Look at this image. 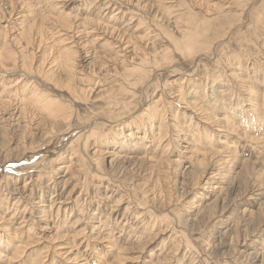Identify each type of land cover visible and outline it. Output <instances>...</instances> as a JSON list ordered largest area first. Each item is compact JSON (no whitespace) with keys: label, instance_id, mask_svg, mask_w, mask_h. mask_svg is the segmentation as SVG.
<instances>
[{"label":"rangeland","instance_id":"374dc122","mask_svg":"<svg viewBox=\"0 0 264 264\" xmlns=\"http://www.w3.org/2000/svg\"><path fill=\"white\" fill-rule=\"evenodd\" d=\"M0 10V92L11 81L13 93L0 100L3 257L264 264V0H0ZM131 54L135 77L123 75L139 67ZM34 91L58 119L22 105Z\"/></svg>","mask_w":264,"mask_h":264},{"label":"bare ground","instance_id":"6f19581e","mask_svg":"<svg viewBox=\"0 0 264 264\" xmlns=\"http://www.w3.org/2000/svg\"><path fill=\"white\" fill-rule=\"evenodd\" d=\"M27 4V3H26ZM134 4V3H133ZM23 6V5H22ZM208 6V5H207ZM22 9V8H21ZM24 10V9H23ZM87 10V9H86ZM1 11V10H0ZM26 11V10H25ZM241 11V10H240ZM7 13V12H6ZM65 16V15H64ZM69 16V15H68ZM5 17V16H4ZM71 18V17H70ZM33 19V18H32ZM24 20H25V18H24ZM42 20V19H41ZM25 22V21H24ZM257 22V21H256ZM22 24V23H21ZM27 24V23H26ZM78 24V23H77ZM62 25V24H61ZM69 25V24H68ZM44 26V25H43ZM28 27V26H27ZM26 27V28H27ZM33 28H34V26H32ZM41 27V26H40ZM45 27V26H44ZM48 27V26H47ZM69 27V26H68ZM92 28V27H91ZM24 29V28H23ZM22 29V30H23ZM28 29H29V27H28ZM38 29V28H37ZM47 29V28H46ZM82 31V30H81ZM39 32V31H38ZM40 33V32H39ZM29 34V33H28ZM27 35V34H26ZM39 35V34H38ZM183 35V42H182V44H186V47L185 48H188V47H190V45H194V46H196L195 44L197 43V41H196V39L194 38L195 37V33H192V34H190V35H187V37H185V33L184 34H182ZM197 35V34H196ZM86 36V35H85ZM129 37H130V35H128ZM158 36V35H157ZM192 36H193V38H192ZM103 37V36H102ZM124 37V36H123ZM20 38H22V37H20ZM39 38V37H38ZM129 39V38H128ZM28 40V39H27ZM39 40V39H38ZM123 40V39H122ZM48 41V40H47ZM24 42V41H23ZM51 42V41H50ZM190 42V43H189ZM24 44V43H23ZM45 44V43H44ZM220 44V43H219ZM19 45V44H18ZM136 45V44H135ZM137 45H138V43H137ZM128 46V45H127ZM194 46H192V49H194ZM22 48V47H21ZM31 48V47H30ZM33 48V47H32ZM34 49V48H33ZM110 49V48H109ZM20 51V50H19ZM72 51V50H71ZM136 51V50H135ZM1 52V51H0ZM4 52V51H3ZM6 52V51H5ZM224 52V51H223ZM23 53V52H22ZM46 53V52H45ZM201 54V53H200ZM132 55V54H131ZM4 56V55H3ZM22 56V55H21ZM25 56V55H24ZM133 56V55H132ZM7 57V56H6ZM112 58H114V57H112ZM119 58V57H118ZM128 58V57H127ZM5 59V58H4ZM24 59V58H23ZM68 59V58H67ZM115 59V58H114ZM131 60V62H133V63H135L136 65H138L139 67H138V69H136V68H134V69H128V70H123V71H125V72H123L124 74V76L126 75L127 76V74L126 73H128L130 76H133V77H135V75H138V73H140L141 72V68H140V66L142 65V60H141V56H137V54H134V56L132 57V58H130ZM7 60V59H6ZM69 62H71V61H69ZM123 62V61H122ZM125 62V61H124ZM124 62H123V64H124ZM27 63V62H26ZM65 63L66 64H68L67 63V60L65 61ZM201 63V62H200ZM29 63H27V65H28ZM197 64V63H196ZM0 65H1V63H0ZM20 65H22V64H20ZM70 65V64H69ZM72 65V64H71ZM77 65V64H76ZM198 65V64H197ZM22 67V66H21ZM27 67V66H26ZM67 67H68V65H67ZM46 68V67H45ZM71 68V67H70ZM69 68V69H70ZM72 69H74V68H72ZM77 69V68H76ZM125 69H127V68H125ZM8 70V69H7ZM64 70V69H63ZM107 70V69H106ZM195 70V69H194ZM72 71V70H71ZM74 71V70H73ZM60 72V71H59ZM102 72H103V70H102ZM10 73V72H9ZM38 73V72H37ZM42 73V72H41ZM107 73H108V71H107ZM30 74V73H29ZM51 74V73H50ZM71 74H73V73H71ZM71 74H70V76H71ZM29 76V75H28ZM56 76V75H55ZM61 76V75H60ZM73 77V76H72ZM137 77V76H136ZM139 77V76H138ZM71 78V77H70ZM75 78H76V76H75ZM184 79V78H183ZM207 79V78H206ZM72 80V79H71ZM139 80V79H138ZM138 80H136V81H138ZM2 81H3V79H0V83H2ZM5 81V80H4ZM3 81V82H4ZM76 81V80H75ZM125 81H127L128 83H130V80H128L127 78H125ZM5 82H7V81H5ZM22 82V81H21ZM244 83H245V81H243ZM28 83V82H27ZM51 83H53V82H51ZM70 83V82H69ZM127 83V84H128ZM4 84H6V86H8V88L10 87V85L12 84V82L10 81L9 83H8V85H7V83H3V86H4ZM15 84V83H14ZM17 85V83L13 86V87H15ZM28 86L30 85V84H27ZM62 85V84H61ZM67 85H69L68 83H67ZM124 85V84H123ZM26 86V85H25ZM28 86H26V87H28ZM17 87V86H16ZM7 87L5 88L4 87V91H1L0 92V100H2V98H4V97H6L7 96V94H9V93H12V91H10V89H8ZM12 88V87H11ZM21 88V87H20ZM33 88V87H32ZM74 87H72V89H73ZM30 89V88H29ZM63 89V88H62ZM68 89V88H67ZM66 89V90H67ZM22 90L24 91V89L22 88ZM64 90H65V88H64ZM129 90H131V89H129ZM9 93H8V92ZM18 91H20V89H13V92L14 93H17ZM157 91V90H156ZM22 92V91H21ZM28 92V91H27ZM25 93V92H24ZM13 94V93H12ZM11 94V95H12ZM22 94V93H21ZM48 94V93H47ZM73 94V93H72ZM254 94V93H253ZM180 95V94H179ZM16 96V95H15ZM86 96V95H85ZM50 97V96H49ZM49 97H48V95H45V94H42V92L41 93H38V91H34V92H29V94L27 95V98H24L23 100H22V102L21 103H23L22 105H25L24 103L28 100L29 102H30V106H34V107H36V109H38L39 110V112H43V111H45V113H46V115L48 116V117H50V118H52V119H54V120H56V119H58L57 117H58V113L60 112V110H59V108L57 107V104L53 101V100H51V99H49ZM187 97V96H186ZM21 99V98H20ZM26 99V100H25ZM74 99V98H73ZM148 100V99H147ZM21 101V100H20ZM19 101V102H20ZM1 103V102H0ZM158 103V102H157ZM3 104V103H2ZM187 105V104H186ZM190 105H191V103H190ZM3 106V105H2ZM27 106V105H26ZM190 107V106H189ZM151 108V107H150ZM193 108L194 109H196V107H194L193 106ZM192 108V109H193ZM19 109V108H18ZM157 110V109H156ZM1 111V110H0ZM198 111V110H197ZM196 111V112H197ZM156 112V111H155ZM200 112V111H199ZM1 113V112H0ZM146 114V113H145ZM155 114V113H154ZM183 115H185V114H183ZM149 116V115H148ZM151 116V115H150ZM147 117V116H146ZM160 117V116H159ZM215 117V116H214ZM192 120V119H191ZM163 122V121H162ZM192 122V121H191ZM167 123V122H166ZM190 123V122H189ZM243 123V122H242ZM192 124V123H191ZM231 124H229V127H228V129H230V130H232V132L233 133H236V130H234V128H232L231 126H230ZM76 126V125H75ZM192 126V125H191ZM195 127V126H194ZM182 128V127H181ZM196 128V127H195ZM57 129V128H56ZM227 129V130H228ZM92 130V129H91ZM229 130V131H230ZM94 131V130H93ZM92 131V132H93ZM162 131V130H161ZM49 132V131H48ZM183 132V131H182ZM199 132V131H198ZM231 132V133H232ZM239 132V131H238ZM93 133H95V131L93 132ZM98 133V132H97ZM247 133V132H246ZM89 134V133H88ZM91 134V133H90ZM201 133H199L198 135H200ZM92 135V134H91ZM94 135V134H93ZM197 135V134H196ZM203 136V135H202ZM91 136H88V139L90 138ZM196 137V136H195ZM247 137V136H246ZM249 137V136H248ZM198 138V137H197ZM201 138V137H200ZM228 141H230V140H228ZM64 144H66V143H64ZM201 144V143H200ZM63 147V146H62ZM66 147V146H65ZM194 150V149H193ZM192 151V150H191ZM204 151V150H203ZM215 154V153H214ZM118 157V156H117ZM214 157V156H213ZM207 158V157H206ZM209 158V157H208ZM215 159V158H214ZM211 160V159H210ZM222 160V159H221ZM204 161V160H203ZM199 163H200V161H198ZM215 162V161H214ZM160 163V162H159ZM202 164V163H201ZM222 164V163H221ZM220 164V165H221ZM224 166V165H223ZM212 167V166H211ZM225 167H228V166H225ZM63 168H65V166L64 165H62L61 166V168L60 169H63ZM176 168V167H175ZM198 169H200V168H198ZM203 168H201V170H202ZM67 171V170H66ZM195 174V173H194ZM200 174V173H199ZM159 182V181H158ZM10 185V184H9ZM27 185H29V182H27L26 181V185L24 186V188L27 186ZM7 186V185H6ZM2 187V186H1ZM13 188V187H12ZM14 190V189H13ZM7 191V190H6ZM15 191L16 192H18L19 193V191L18 190H16L15 189ZM163 191V190H162ZM210 191V190H209ZM1 192H2V188H1ZM1 192H0V194H1ZM15 192V193H16ZM152 192V191H151ZM7 193H9V192H7ZM25 193V192H24ZM23 193V194H24ZM3 194V193H2ZM5 194V193H4ZM153 196H155V195H153ZM22 197H24V195H21V197L20 198H22ZM19 198V199H20ZM161 198V197H160ZM197 198V197H196ZM199 198V197H198ZM10 199V198H9ZM18 199V200H19ZM152 199V198H151ZM9 202V201H8ZM152 202V201H151ZM158 202V201H157ZM3 203V202H2ZM1 203V204H2ZM154 203V202H153ZM215 203V202H214ZM7 206V205H6ZM16 206H18V205H16ZM169 206V205H168ZM201 206V205H200ZM210 206V205H209ZM226 207V206H225ZM23 208V209H22ZM207 208V207H206ZM16 210V212L17 211H20L21 212V209L23 210V212H24V214H25V212H26V210H27V208L26 207H23V206H18V207H16L15 208ZM204 210H206V209H204ZM146 211V210H145ZM148 211V210H147ZM15 212V213H16ZM135 213V212H134ZM138 214V213H137ZM140 214V213H139ZM13 216L9 219V220H14V215L15 214H12ZM136 215V214H135ZM138 216V215H137ZM252 216V215H251ZM16 217V216H15ZM216 217V216H215ZM141 219H142V217H141ZM140 219V220H141ZM2 220L0 219V222H1ZM243 222V221H242ZM25 223V222H24ZM144 223V222H143ZM0 224H2V229L3 230H5V233H10L11 232V230H10V228H9V225H6L3 221L0 223ZM4 224V225H3ZM136 225V224H135ZM141 226V225H140ZM135 227V226H134ZM134 233V232H133ZM16 236V235H15ZM0 237H1V235H0ZM6 237V236H5ZM4 240V239H3ZM166 242V241H165ZM27 246H28V244H27ZM27 246H21V247H19V249H18V254L19 253H22V252H24V249H25V247H27ZM24 247V248H23ZM130 249V248H129ZM176 249V248H175ZM174 249V250H175ZM179 249V248H178ZM178 253V252H177ZM176 253V254H177ZM174 254V253H173ZM173 254H170L171 255V257H172V255ZM105 255V254H104ZM21 256V255H20ZM107 256V255H106ZM137 256V255H136ZM173 257H174V255H173ZM100 258V257H99ZM100 259H102V258H100ZM167 260V259H166ZM11 261H12V259H6L5 257H3L1 254H0V264L2 263V264H11ZM100 261V260H99ZM164 261V260H163ZM162 261V262H163ZM162 262H161V260H159L157 263H159V264H162ZM23 263V262H22ZM99 263H101V261L99 262ZM165 263H167V261L165 262ZM164 263V264H165ZM169 263V262H168ZM28 264V263H27ZM30 264H43V261L42 262H40V261H38V260H36V259H34V260H32V262L30 263Z\"/></svg>","mask_w":264,"mask_h":264}]
</instances>
